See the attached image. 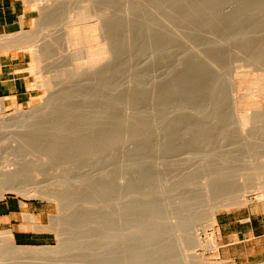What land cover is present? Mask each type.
<instances>
[{"label":"bare ground","instance_id":"6f19581e","mask_svg":"<svg viewBox=\"0 0 264 264\" xmlns=\"http://www.w3.org/2000/svg\"><path fill=\"white\" fill-rule=\"evenodd\" d=\"M76 1L73 4L70 0L39 2L45 13L39 20V22L43 20L46 27L41 36L42 40L40 39L42 42L36 44L32 38L24 42L25 45L21 43V46H18L19 48L23 46L30 53L32 61L29 70L38 73L39 77L37 74L36 76L40 83L37 81L39 83L37 84L44 89L45 95L39 96L44 98L42 105H36L37 108L32 106L39 117L28 118L31 116V114L28 116L29 111L16 108L12 127L24 128L25 132L33 137L36 134L33 130L40 128L38 130H42L41 134L52 133L49 139L57 138L48 142L46 139L48 135H45L42 142L46 139L49 144L44 145V150L40 147L43 151H40L37 144L34 145V141L41 139L32 141V145L38 147L37 149L33 146L30 149L29 143H26L29 146V149L26 147L27 150L23 145L27 140L22 139L19 142H24L20 143L23 150L20 149L21 154H16L17 159L13 152L15 150L10 149L11 146L9 151L14 153L10 154L11 159L0 156V198L3 192H16L25 198L42 196L57 199L61 206H68L69 210L74 207L76 200L73 199L74 193L70 194L69 191V195H73L71 196L73 200L71 197L69 199V195L64 197L63 193L66 190L64 186L63 190L59 188L62 192L56 193V190L55 192L43 190L44 185L26 187L24 179L19 178L26 168L33 169L34 165L55 158L53 154L58 153L57 148L63 150L65 147L64 150L67 151L73 147L72 144L75 149L77 145L81 146L80 140L86 137L80 139L77 135L66 138L70 133L78 134L79 131L85 133L91 128L93 131L94 127L97 129L100 126V129L106 123L109 129V126L117 124L118 120L114 118L112 120L111 115L118 102L117 92L121 90L127 102L129 118L127 126L131 127L137 119L136 124L140 122L141 129L144 130L145 137L142 136L144 141H140L142 138L139 140L144 146V154H139L138 157L136 153L139 150L136 153V150L132 151L138 159L142 158L139 162L142 161L146 185L148 182L161 183V187L165 189H160L161 184L157 186L159 185L158 188L164 192L162 194H165L167 188H171L173 191L178 190L180 197L187 196V199L185 197L183 199L188 200L191 197V202L187 203L190 211L192 209L196 211L194 209L196 199L205 202L203 211L189 214L174 225L179 226L194 219L197 222H205V227L212 231L217 224L216 212L219 209L250 202L251 198L247 199V194H253L255 201L264 200V174L248 185L242 182L245 180V174L242 172L238 174L237 169L236 172L233 170L237 168L241 159L245 158L251 162L252 149H264V0H123L119 13L111 10L113 0ZM54 25H58L59 28H54ZM12 42L9 37H0V49L12 48L11 46H15ZM234 61L244 62L249 68L244 69L246 67L243 63L242 70H239L241 64L236 63V66L240 64L236 69ZM29 109L30 112L34 110L30 107ZM71 112H75L76 117L70 118V115H73ZM45 114L49 115V120L48 115L47 118L42 116ZM50 115L53 116L51 120ZM105 116L109 120L105 121ZM8 120L10 118L0 116V127ZM44 122L47 124L43 125ZM139 124L136 125L137 130ZM136 126L134 129L131 128L134 134ZM104 129L105 126L102 130ZM137 133L139 134L138 131ZM112 134L113 138H116L115 131ZM134 137L137 144H140L138 136ZM135 143L131 145L136 146ZM20 144L18 143L19 146ZM14 146L18 147L16 144ZM61 146L63 148H59ZM137 147L133 146L134 149ZM132 151L130 148V152ZM137 158L135 159L138 160ZM233 178L236 184V180L241 179L238 180L241 182L238 183L240 186L236 187V184L232 183ZM53 183L58 186L65 185L60 181ZM98 184L96 198L104 204L108 197L109 204L99 209L96 233L94 229L91 234L80 233L74 236L96 237L94 250L91 248L94 257L92 256L91 262L87 264H145L143 258L150 255L149 253L160 259L161 253L166 255L171 251L156 247L149 250L145 241L152 234L145 238L138 232L141 238L135 237L137 235L132 233L138 241L140 238V244L131 236L138 246L128 247L130 245L128 243L132 242L127 239L130 236H127V229L124 231L126 228L124 223H128L127 217L131 216V211L126 202L122 204L110 202L114 199H111L114 193L104 180ZM153 184L147 189L157 187ZM160 190L157 192L160 193ZM63 210L65 214L71 211L67 213L68 208L61 211ZM64 215L57 217L56 220L62 221ZM68 215L72 222L67 228H79L82 221L78 216L81 214L77 216L73 210ZM28 218L33 219L32 215H28ZM128 218L130 221V217ZM138 225L134 223L132 227L136 228ZM137 228L141 230L139 226ZM210 235L203 242L195 228L186 229L179 238L183 253L186 254V251L197 246L216 251L217 243L213 238V231ZM67 236L63 237L68 238ZM141 239L145 240L146 247L143 246ZM61 240L65 239H59L62 245ZM1 242L8 245L13 258L37 259L41 264L39 260L58 256L60 254L58 251L62 248H59V244L56 245L58 247L54 246L55 248L18 246L13 243L10 232L0 233ZM70 243L68 241V245ZM70 246L74 245L66 248L69 249ZM191 253L184 255L185 263L219 264L217 261L203 260L195 251ZM148 258L150 260V257ZM148 258L145 261L151 262ZM162 258L167 259L168 256ZM56 261L48 260L50 264L63 263L62 260V262L58 260L61 263ZM168 261L170 260L165 262L171 263ZM159 262L163 264V261Z\"/></svg>","mask_w":264,"mask_h":264},{"label":"rangeland","instance_id":"374dc122","mask_svg":"<svg viewBox=\"0 0 264 264\" xmlns=\"http://www.w3.org/2000/svg\"><path fill=\"white\" fill-rule=\"evenodd\" d=\"M26 1L28 2L29 7L33 10V19L31 20L29 27L20 31V32H17V33L0 34V37H9L10 41L11 42L13 41L12 44H15V46L13 45L14 47H16V45H17V47L21 46V43L23 45H25L24 42H27L32 38L35 39L36 44H40L42 42L41 36H42L43 32L46 31V27L43 24L44 23L43 20L39 22V20H41V18L45 14L43 12V9H41L39 2L41 3L44 0H38V1L26 0ZM75 2H77V1L76 0H70L71 4H73ZM122 4H123V0H113V2L110 5L111 10L114 11V13H119L118 10L121 9ZM53 27L59 28L58 25H54ZM48 28H50V27H48ZM18 44H20V45H18ZM13 46H11L12 48H7L5 50L0 49V50L3 53L4 52H10V53L15 52L16 54H18L17 60L21 61L20 65L22 67H24V70L29 75L28 80L30 83L28 85V88L31 90V94L28 97V99L23 103H9V101L7 99L0 98V101L2 103V107H0V116L10 118V120H8V122H6L4 124V126L2 125V127H0V156L1 157H3V156L9 157L11 159V155H14V153H15L14 156L16 158L15 157H12V158L17 159L18 156H16V154L17 155L21 154V153H19V151H20V149L23 150V148H22L23 145H25L24 148L28 147V149H29V146H30V149H32L31 146H33L34 149L35 148L37 149L38 147L40 149V147L41 148L43 147L42 149L44 150V148H45L44 145L48 146V144H49L48 142H50V140L52 139V138L49 139L50 138L49 135L51 136L52 133L45 134L46 136L48 135L47 138L45 137L48 142L46 141V139H43L45 141L42 142V138H44L45 135L40 133L42 131V130L41 131L38 130L40 128L33 130V133H36L35 135L33 134L36 138L30 134V136H32V138H31L29 136V134H27V132H25L24 128L19 129V127H12L13 126L12 123L14 122L12 119H13L14 115L16 114V111H15L16 108H18L22 111L26 110L25 112H27V111L30 112V109H29V107H30L31 110L34 109L33 110L34 112L33 111H31L30 113L27 112L28 116L31 114V116H29L28 118L32 119L34 117L35 118L39 117L38 116L39 114L37 115L35 112V108H37V106H39V104L44 102L43 96H41L42 98L39 96L45 95L44 89L42 90V87H39V85H38L40 83L39 82L40 80H38V77H39L38 73L31 72L29 70L30 62L32 61L31 60L32 57H31L30 53L23 46H22V48H19V47L14 48ZM233 63H234V67L236 66L235 65L236 63L241 64V66H239L240 64L237 65V66H239L238 68H240L239 70H242V68H243L242 65L245 64L244 62L241 63L240 61L239 62L234 61ZM40 64L42 66L43 62ZM232 66H233V64H232ZM237 66H236V69H238ZM247 66L245 64L244 67H246V68H244V69L247 70V68H249V66L248 67ZM250 68H252V67H250ZM236 69H235V71H236ZM36 74L38 77L36 76ZM36 84L39 88L37 86H35ZM121 92H122L121 90H119L117 92L116 98H117L118 102H117V105L115 106V108L112 110V115H111L112 120H113V118L115 120H118L117 124H115V125L113 124L112 126H109L110 127L109 129L107 128L108 127L107 123L105 125L100 124L101 126L104 125L106 129L102 130L104 127V126H102V128H100L101 129L100 130L99 129L100 126L98 125L99 126V127H97L98 130L94 127L97 132L94 131V128L92 131V128H91V130L88 129L87 132H85L87 134L89 133L88 135H85L84 132L81 133V131L77 132L78 134L70 133L66 138H72V137H76L78 135V137H80V139H83L84 137H86L91 142L88 141L86 138H84V140H80V142H79L81 146L77 145L76 149H75V146L72 144L74 149H73V147L70 148V149H72V151H70V149H67V151L69 150L71 153L69 151L67 153V151L64 150L65 147L63 148V146H61L59 148H63V150L57 148V151L59 150L57 153L59 156L56 153H55L56 155L53 154V156H55L56 159L55 158L49 159V161H46L45 163H41V164L39 163V165H34L33 169H31V167L26 168V170L23 171L24 173H22V175H21L22 177L20 176V178H19L22 180L24 179L23 182L26 184V187H28L30 185H32V186L44 185V187H42L43 190H48V191L53 190L54 192L56 190V193L62 192L61 190H63L65 188L66 190H64V191L66 192L68 190L67 191L68 194L64 192L63 193L64 197H66L65 195H69V191H71L70 194L74 193V196H76V197H74L73 195H71V196H73L74 200L76 199L74 201V203H75L74 207L72 206L70 209L71 211L69 210L68 206L67 207L61 206L60 203L58 202L59 200H57V199H47V198H43L42 196L25 198V197L21 196L20 194H17L16 192L15 193L14 192H7V191H6L7 193L3 192L0 200L10 197L13 200H20V201L26 202L27 203V207H26L27 209L26 208L25 209L29 210V214L32 215V217H33L32 227L36 226V228H38L37 230L45 231L49 234L47 239L41 244L24 245V246H33V247H46V246L47 247H49V246L54 247L55 246V247H58L56 245L59 244L60 245L59 248L62 247L61 251H58V254L59 253L60 254L58 256L56 255L57 257L56 256L53 257V255H51V257H53V258L49 257L50 259L49 258H47V260L45 259L47 262L44 259L43 260L38 259L39 262H42V264H43V262H44V264L49 263L48 260L51 262H53V260L56 261L57 258L58 259L56 262L61 263L63 261L62 264H85V263L87 264V262H91L92 258L94 257L93 256L94 254L92 252L94 250L93 248H94V244H95L94 242L96 240L95 239L96 237L94 238L93 236H87V237H82V238L79 237L80 238L79 239L78 237L75 238L74 236H76L78 234L80 235V233L91 234L92 231L94 232V229H95L94 233H96V228H98V222H99V218H98L99 209H101V207H103V205L107 206L109 204V198L108 197H106L104 204H103V202H100V200L98 198H96V195H95L96 194V192H95L96 188H98L97 185L99 186L98 183H100L101 180L102 181L104 180V182L107 184V186H110L109 188H110L111 192L114 193V194L112 193L113 194L112 196H114V197H111V199H113V198L114 199H113V201L111 200L110 202L111 203L116 202V204H118V203L122 204L123 202H126L127 207L129 208V211H131L130 212L131 216H128V217H130L131 222L129 221V218L127 217L128 223L127 222H126L127 224L124 223L126 226V228H124V231H125V229H127L128 230V231L126 230L128 233L127 236H130L127 239H129L128 241L132 242V243H128V245L130 244L128 247H133V245L138 246V244H140L139 241H140L141 237L146 238V237H149L150 234H152V236L154 237L155 235L158 234L159 237L155 236L153 238L151 236L152 238L151 237H149L148 239L146 238L147 241H145L144 239H141V242H143V243H144V241H145V243L147 242L146 246H148L147 248L148 249L150 248L151 250H152V248L155 249V247H156V249L160 248V250L162 248H167V249H169V251L171 250L170 251L171 253L167 252L166 255H163L164 253L163 254L161 253L160 255L158 254L161 257L160 259L158 258V256L155 258L153 255H151V253H149L150 255H146V256L150 257L151 262L145 261V260H147L148 257L146 258V256L144 255L145 257L143 259H145V260L143 263L151 264V263H154L157 261L156 262L157 264H162V262H159V261H163V264H168L166 262H167V260H170L168 262H171V263L173 262L174 264H188V262L185 263V261H184V255H186V254L191 255L192 254L191 252L195 251L205 261H209V262L217 261L219 264H228V263L222 262L217 256V250H218V245H219V236H218V232H217V224L215 225L214 229L212 230L214 233L213 238L216 240V243H217V250L216 251L212 252V250H210L207 247H200V246L193 247L192 246L193 248L191 250L186 251V254L183 253L182 246L179 243V238H180L181 234H184L186 229L190 230L191 228H195L197 230V232L199 233L203 242H205L206 239L209 236H211L210 233L212 231L209 228L205 227V225H206L205 222H197L194 219L190 220L188 222H185L184 224L181 223V225H179V226L174 225V223H177V221L182 220L183 218H185L189 214H194V212L200 213L201 211H203V209L205 207V202L202 199H196L195 200L196 206H194V209H196V211H194L193 209L190 211L187 203L191 202V200H190L191 197H189V199L186 200L187 196L186 197L183 196V198L184 197L186 198V199H183L177 193L178 190L177 191L175 190L176 191L175 192V191H173L174 189H171V188H167L165 190V194H162L164 192L161 190L165 189L164 187H161L162 184L161 183L153 184L155 182L150 183V182H148L147 179L145 180L146 182H148L146 185V183L144 182V178H146V177L144 176L145 172L143 174L144 169L142 168L143 167L142 161L139 162V160L142 158H139V159L137 158V156L139 157V154L140 155L144 154V150H143L144 146L142 144V142L144 141V139L142 137L144 135L143 134L144 130L141 129L142 126L139 124L140 122L138 123L140 127L137 130V128H138L137 127L138 124H136L137 119L134 120L133 125L134 124L135 125L134 126L131 125V127L130 126L129 127H130V129L131 128L134 129L135 126L137 125L136 131L134 130V132L137 133V131H138L139 134L137 133V135H136V133L135 134L133 133L132 129L129 130V127L127 126L128 125L127 119L129 120V118L127 116V102H126L125 97L123 96V93H121ZM242 92H243V89H242ZM244 93H245V90H244ZM32 106L35 108H32ZM71 114H73L72 115L73 117L70 115V118L76 117L75 112H71ZM47 115L48 114H45L42 116L47 118L46 117ZM68 115L69 114H67V116ZM51 118H53V116L51 117V115H50V120H51ZM56 118L58 119L60 117H56ZM104 119H105V121H107L108 117L105 116ZM47 120H49V115H48ZM124 121L125 122L127 121V123H125ZM132 121H133V119H132ZM47 122L49 123V121H47ZM45 123L46 122H44L43 125L47 124V123L46 124ZM106 125H107V127H106ZM126 127L128 130L126 129ZM108 130H110V131H108ZM18 131H21V132H18ZM114 131L116 133V135H115L116 138H113L112 133ZM129 131H131V132H129ZM127 132H128V134H127ZM11 133L13 134V136H11ZM14 133H15V135H14ZM17 133H18V135L24 134V136L20 135L21 137L19 138ZM79 133L84 134V135H81ZM110 135H111V137H109ZM14 136H16L17 138ZM130 136H131V140H130ZM134 136L139 137V138L137 137L138 142L142 141V142H140V144L138 143L139 145L137 144V141L135 139L136 137H134ZM53 137H54V134H53ZM81 137H83V138H81ZM144 137H145V135H144ZM15 138L18 140V142ZM24 138H26V139H24ZM56 138H53L52 141ZM91 138L93 140H91ZM141 138L143 140H140ZM22 139H23V141H25V140H27V141H25V143L21 142ZM36 139H41V141L36 140ZM112 139H113V141H112ZM132 139H134V140H132ZM19 140H21V141L19 142ZM33 140L39 141V143L34 141V143H35L34 145L36 146V144H37L38 147H35L34 145H32ZM85 140H87V142H85ZM82 141H84L88 145L83 143ZM44 142H45V144H43ZM81 142L83 143V145ZM89 142L92 145L89 144ZM134 142H136L135 143L136 146L131 145V143L134 144ZM14 143L18 147H15ZM18 143L19 144L24 143V144L21 147V144L19 146ZM26 143H29V146ZM133 146H134V148H136L137 146H139V147H137V149H134ZM141 146H142V149H141ZM9 147H10L11 151L13 149L16 152L13 151L14 153H12L11 151H9ZM12 147H14V148H12ZM19 147H21V148H19ZM68 147H71V146L68 145ZM77 147H80V148H77ZM130 148H131V151L136 150L135 153L139 150L138 151L139 153L138 152L136 153L138 155L136 156V154L133 153V151L130 152ZM42 149H40V151ZM26 150H27V148H26ZM60 150H62V151H60ZM130 154L133 155L134 158ZM64 155H66L67 158H65ZM251 155H253L251 158V162L249 160H245V158H244V159H241L242 161L239 160L240 163L238 162L239 165L237 166V168L236 167H235V169L233 168V170H235V172L237 169L238 174H239V172H242V174H245L244 178L246 181L243 179L242 182L244 181V183L245 184L247 183L248 185L249 184L251 185L258 176L264 174V149L254 148L251 150ZM1 157H0V159H1ZM135 158H137L138 160H136ZM248 161H249V163H248ZM53 174H55V175L60 174L61 176L60 177H57V176L54 177ZM234 178L236 179L237 177H234ZM234 178H233L232 183L234 182L236 184ZM239 179L240 178H238V180ZM41 180H42V182H41ZM238 180H236L237 181L236 185L235 184H232V185H235L236 187L240 186L239 184L241 182L239 183ZM53 181H60V182L65 183V185L58 186L57 184L53 183ZM38 182H40V183H38ZM150 184H151V186H152V184L156 185V186H157V184H161L160 185L161 190L158 188L159 185L156 187L158 190L155 188V186L149 187L147 189V187L150 186ZM63 186H64V188H63ZM152 188H154V189H152ZM170 189H171V191H170ZM159 190H160V193L157 192ZM166 191L168 192V194L170 193L171 195L166 194ZM75 193L77 195H75ZM71 196L69 195V199ZM253 196H254L253 194H249V195L247 194L246 198L247 199L251 198V199H250V202H248L246 204L233 205V206L231 205L227 208L219 209L216 212V221H218V219L222 218L223 216H228V215L234 216L236 218H243V217H246L248 215L262 216L264 218V200L255 201L253 199ZM59 197L60 196H58V198ZM71 199H72V197H71ZM72 200H70V201H72ZM192 200H194V199H192ZM57 205H60V206H57ZM61 208L66 209V210L68 208V210L66 211L67 213L69 211L73 212V210H74V213H76V215L81 214L80 216L77 215L78 217L81 218V221H82V222H80L81 225H79V228H67L69 223L72 222V220H70L71 217H68L69 216L68 214L70 212L68 214H65V211L63 210V212H62ZM128 208H127V210H128ZM32 210L38 211L39 215H33L32 213H30ZM129 211H127V215L129 214ZM26 214H28L27 211H26ZM61 214L62 215L65 214L63 216L64 217L63 220L57 221L56 218L61 217L62 216ZM83 216H84V218H83ZM83 219H85V220H83ZM134 223H135V225L139 224L138 226L141 228L142 231L139 230V228H137L138 226L136 228L132 227V225ZM39 226L42 228H40ZM65 226H66V228H65ZM137 229L139 231H137ZM134 230H136V232ZM8 231L9 230H0V233H5ZM132 232L135 233L137 236H135ZM137 232L142 233L143 236L139 234L141 236L140 237L137 234ZM63 233H65L64 235H68L69 237L71 234H73V235H71L70 240H68L69 237L67 236L68 238H66V237L64 238L63 237L64 235H62ZM129 233H131V234L129 235ZM153 233H155V235ZM133 235L135 237L139 236L140 237L139 241ZM144 235H146V236H144ZM61 236L63 239H65V240H63L64 243H66V241L68 240L72 243V244L70 243L69 245H74V246H70V247H73L72 249L70 247H69V249L66 248L67 246H69L68 241L66 244H64L63 241L61 240L62 245L60 244L59 239H62ZM72 236H73V238H72ZM131 236L133 238L137 239L136 241L138 242V244L135 241V239L133 240V238ZM130 238H132V240H130ZM71 239H72V241H71ZM75 240L76 241L78 240V241L76 242ZM73 242L74 243L76 242V243L73 244ZM134 242H136V244ZM145 243L143 244L144 247H146ZM191 245H192V243L190 244V246ZM58 250H60V249H58ZM64 250H66V251L64 252ZM0 255H1L0 264H37L38 263L37 259H34L36 261V263L33 259H29L30 261L33 260L30 263V261L27 260V258H24V259L23 258H16V257L13 258V256L10 255L8 245L5 243H2V242L0 243ZM60 255L62 256V258L59 257ZM161 255H163V256H161ZM166 256H168L167 259L165 258ZM151 257L153 258V260ZM162 257H164L165 259H163ZM54 258H56V259H54ZM154 259H156V260L154 261ZM189 259H191V258L189 257ZM58 260H60V261L62 260V261L60 262ZM148 260H149V258H148ZM156 263H154V264H156ZM171 263H169V264H171ZM261 263L264 264V260L253 261L250 264H261ZM38 264H41V263H38Z\"/></svg>","mask_w":264,"mask_h":264},{"label":"crops","instance_id":"0c3cea01","mask_svg":"<svg viewBox=\"0 0 264 264\" xmlns=\"http://www.w3.org/2000/svg\"><path fill=\"white\" fill-rule=\"evenodd\" d=\"M33 10L26 0H0V34H12L29 27ZM18 54L0 50V98L23 103L31 94L28 73L17 60ZM27 203L12 198L0 200V230H9L15 245H38L49 234L32 227ZM26 208V209H25ZM26 211L28 214H26ZM30 213L39 215L32 210ZM218 258L228 264H250L264 260V218L223 216L217 221Z\"/></svg>","mask_w":264,"mask_h":264}]
</instances>
